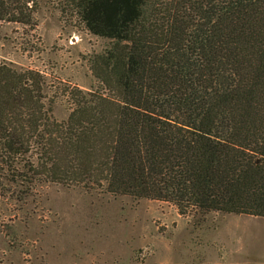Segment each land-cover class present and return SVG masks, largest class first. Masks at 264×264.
Masks as SVG:
<instances>
[{
	"label": "trees",
	"instance_id": "1",
	"mask_svg": "<svg viewBox=\"0 0 264 264\" xmlns=\"http://www.w3.org/2000/svg\"><path fill=\"white\" fill-rule=\"evenodd\" d=\"M66 2L110 41L91 58L98 86H66L57 121L44 76L0 63V168L11 181L264 217V0ZM37 7L0 0V20L34 28Z\"/></svg>",
	"mask_w": 264,
	"mask_h": 264
},
{
	"label": "rangeland",
	"instance_id": "2",
	"mask_svg": "<svg viewBox=\"0 0 264 264\" xmlns=\"http://www.w3.org/2000/svg\"><path fill=\"white\" fill-rule=\"evenodd\" d=\"M66 1L37 0L34 28L0 20V63L44 76L57 121L69 112L66 86L97 88L91 58L110 43ZM10 178L0 168V264H264V217L181 215L169 201Z\"/></svg>",
	"mask_w": 264,
	"mask_h": 264
}]
</instances>
